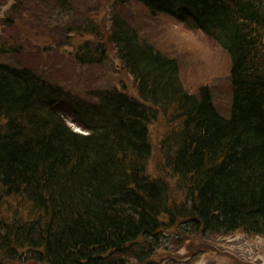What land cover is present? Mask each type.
<instances>
[{
	"label": "trees",
	"instance_id": "trees-1",
	"mask_svg": "<svg viewBox=\"0 0 264 264\" xmlns=\"http://www.w3.org/2000/svg\"><path fill=\"white\" fill-rule=\"evenodd\" d=\"M132 1L227 52V111L210 85L187 90L179 60L115 10L107 36L78 44L74 58L101 64L112 45L139 97L114 86L85 100L0 59V264H146L170 235L180 247L192 236H264V0Z\"/></svg>",
	"mask_w": 264,
	"mask_h": 264
},
{
	"label": "rangeland",
	"instance_id": "rangeland-1",
	"mask_svg": "<svg viewBox=\"0 0 264 264\" xmlns=\"http://www.w3.org/2000/svg\"><path fill=\"white\" fill-rule=\"evenodd\" d=\"M59 1L0 0V49H14L0 51L2 61L30 67L85 100H95L90 96L95 88L114 86L138 96L134 78L123 67L112 45L101 64L82 65L74 58L78 44L85 40L96 44L107 36L110 16L115 10L140 31L143 39L179 60L187 90L197 92L200 85H210L219 108L227 111L231 91L230 58L201 31L166 14L153 15L132 0H70L76 5L75 10L65 8ZM68 112V124L79 130L77 118L73 112ZM165 120L160 118L151 125L153 156L148 170L152 175L156 174L161 158L159 140L166 132ZM174 194L182 197L180 192ZM4 208L6 214L14 216L15 209ZM173 238L170 235L167 248L158 250L146 264H264V236L244 232L204 238L192 236L181 247Z\"/></svg>",
	"mask_w": 264,
	"mask_h": 264
}]
</instances>
